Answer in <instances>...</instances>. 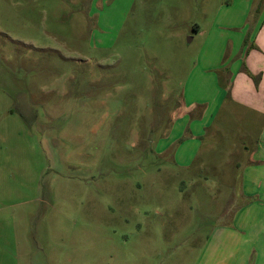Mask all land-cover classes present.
<instances>
[{"label": "rangeland", "instance_id": "obj_1", "mask_svg": "<svg viewBox=\"0 0 264 264\" xmlns=\"http://www.w3.org/2000/svg\"><path fill=\"white\" fill-rule=\"evenodd\" d=\"M261 5L0 0V264H255L221 252L264 207V114L230 94Z\"/></svg>", "mask_w": 264, "mask_h": 264}, {"label": "crops", "instance_id": "obj_2", "mask_svg": "<svg viewBox=\"0 0 264 264\" xmlns=\"http://www.w3.org/2000/svg\"><path fill=\"white\" fill-rule=\"evenodd\" d=\"M260 1V0H257ZM264 5H261L257 13V30L254 33L253 47L247 53L239 56L242 66L230 76V94L236 102H240L249 108L264 114ZM251 72L255 79L247 74ZM229 86V87H230ZM242 187L245 194L257 195V171L246 170L242 173ZM264 183L259 182V186ZM255 202L245 203L237 209L234 220L249 240L242 244H232L227 251L221 253L227 257H242L246 254L242 251L244 246L257 253L255 264H264V207H259ZM252 248V249H251ZM224 258V259H225ZM246 261H241L245 264Z\"/></svg>", "mask_w": 264, "mask_h": 264}, {"label": "trees", "instance_id": "obj_3", "mask_svg": "<svg viewBox=\"0 0 264 264\" xmlns=\"http://www.w3.org/2000/svg\"><path fill=\"white\" fill-rule=\"evenodd\" d=\"M246 72H247V74H248V75H250L251 77H253V78H254V76L252 75V73H251V72H249L248 70H247Z\"/></svg>", "mask_w": 264, "mask_h": 264}]
</instances>
